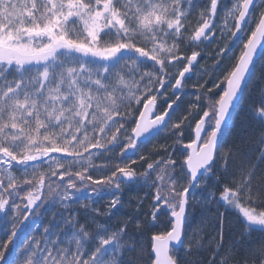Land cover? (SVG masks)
Here are the masks:
<instances>
[{
	"label": "snow or ice",
	"instance_id": "obj_1",
	"mask_svg": "<svg viewBox=\"0 0 264 264\" xmlns=\"http://www.w3.org/2000/svg\"><path fill=\"white\" fill-rule=\"evenodd\" d=\"M220 41L193 87L204 89L199 76L239 48L227 88L218 99L212 87L195 92L174 121L182 80ZM257 70L264 77V0H0V261L20 227L52 205L61 210L25 240L18 264H264V85L228 140ZM168 90L175 98L157 110ZM162 131L174 146L145 154ZM111 153L121 158L109 156L112 167L93 163ZM137 160L143 171L130 167ZM88 182L98 187L81 212L73 204ZM125 184L148 190L149 211L141 201L113 224L130 204L119 195ZM105 189H114L107 211L93 207ZM196 204L207 215L194 236L185 226Z\"/></svg>",
	"mask_w": 264,
	"mask_h": 264
},
{
	"label": "rangeland",
	"instance_id": "obj_2",
	"mask_svg": "<svg viewBox=\"0 0 264 264\" xmlns=\"http://www.w3.org/2000/svg\"><path fill=\"white\" fill-rule=\"evenodd\" d=\"M220 19H221L220 17H217L218 21ZM223 43H224L223 41H220L219 43L209 44L207 46L208 47V54L207 55H205L203 52H201V56L198 57V63L194 66L192 78L188 79L186 81L184 80V83H183V87L181 90V92L183 91V93L181 94V98H180V103L182 104L183 107L187 108L189 106L190 102H193L195 99V96H193V93L191 92L193 89H197L196 87H193V85L197 81V74H196L195 68H198L201 73L203 72L204 69L209 68L213 63V59H214L213 53L215 51H218V49L223 46ZM202 47H204V45L200 46V48H202ZM228 47L232 48L233 47L232 43L229 42ZM200 48H198L199 51H200ZM183 49H184V46H183ZM237 50H238V48L236 49L234 54L233 53L226 54L229 58L224 59L222 64L217 65V68L219 69V71H216L211 77L204 76V75L199 76V79L201 81L207 80V83L204 85V89H205V87L212 86L213 89L216 91V89L218 87H216L215 85H221L222 80H223V78L227 72V64L233 58V56H235ZM186 51L189 55H191V52H188V50H186ZM174 63H176V62H174ZM179 70H180L179 68L172 69V73L170 74L173 77L172 83H174V78L178 76ZM165 88H167V84L165 85ZM197 91H198V89H197ZM164 98L168 99L167 95H165ZM195 111H200V109H196ZM189 119L192 120L193 117H189ZM193 126H194V124H193ZM170 136L171 135L169 134V131L165 132L163 135L158 136L156 139H154V141L152 143L144 146L142 151L145 154L151 153L152 157L159 158L160 154L163 152V149H161L159 147L160 145L168 144L169 146H174L173 145V139ZM184 142L185 143L189 142L187 137L184 138ZM153 145H155L156 147H153ZM180 148L182 149V146H180ZM169 150H171V147ZM174 155H175V153H174ZM109 156L111 157L112 161L117 162L118 153H111L105 157H93V163L95 165H97L98 167H102V168L105 166L112 167V164L108 159ZM105 162L108 164H104ZM141 165H143V167H141ZM130 167L137 169L138 171H143L144 168H146V164L144 163V161L137 160V163L136 164H130ZM90 170H93V169H90ZM147 191L148 190L146 188H144L143 185H141V184H125V185H123L122 191H120V193H119L120 198L122 201H126V202L130 201V204L125 203L124 207L120 209L121 215L118 216L115 220H113L112 223L115 224L123 216H126L130 212L136 211V205L138 203H140L141 201H143V206H142L141 211H143V212L149 211V204L151 202V197L145 195V193ZM87 194L88 193H78L77 195L80 197V203H74L73 207L79 209L81 212L84 211V209L80 207V204L81 203H83V204L89 203L88 199L86 198ZM112 195L113 194H106V195L103 194V198H96V202L93 204V207L107 211V206L110 203ZM57 207H59V206H57ZM101 219H104V217H101ZM29 225L31 227L34 225V219L32 217H31V220H30L28 226ZM28 238H29V235L27 232L25 234V236L23 237V239L26 240Z\"/></svg>",
	"mask_w": 264,
	"mask_h": 264
},
{
	"label": "trees",
	"instance_id": "obj_3",
	"mask_svg": "<svg viewBox=\"0 0 264 264\" xmlns=\"http://www.w3.org/2000/svg\"><path fill=\"white\" fill-rule=\"evenodd\" d=\"M195 24H196V16H193V18L189 22V27L190 28L194 27ZM254 27H255V25H250L249 28H250V30H254ZM249 35H250V31H249ZM240 47L242 48V45H240ZM181 48L183 50V45L181 46ZM187 50H188V52L192 51V49H187ZM195 50L199 51L198 48H196ZM239 54H240V51L238 48L235 56H233V58L228 62L227 70L231 67L232 64H235L237 62L235 57H238ZM187 55H189V54L187 53ZM257 62H259V59L257 60ZM226 75H227V72H226L225 76ZM225 81L226 80L223 78L221 85L218 86L216 91L213 89V91L210 92L209 95L214 96L215 98L218 99L219 95H222V93H223ZM262 85H264V77L260 76L258 70L256 72H254L253 74L249 75L247 82L244 86V89L242 91L241 99L237 102V107L232 112V116L235 118V121L232 124L233 131L228 135L229 141L234 140L240 134V127H239L238 121L243 119V116L248 111L249 105H252L254 103H258L260 89H261ZM209 87H212V86H209ZM209 87H205V89H207ZM203 90L204 89H198V91H203ZM161 91H164V90L162 89ZM191 92L194 94L195 92H197V89H193ZM182 93H183V91L181 92V94ZM166 95H167L168 99H165L164 96H158L157 97V100H156L157 110L162 111L164 108H166V101H171L172 99L175 98L173 96V94L171 93V90H168L166 92ZM194 101H195V99H194ZM177 104L179 105V108H177L175 113L173 114L172 119L174 121H176L182 115H187L188 110H189V106H190V104H189V106L187 108L183 107L182 104L180 103V100L177 101ZM174 107H176V106L174 105ZM165 132H167V131H162L158 136L163 135ZM169 134H170V132H169ZM158 136L154 137L152 142ZM170 137L172 138V136H170ZM181 151L186 152L188 150L182 148ZM120 159L121 158L119 157V153H118L117 162H119ZM104 164H108V163L105 162ZM105 167H107V166H105ZM90 172H93L94 178H99V176L101 175L99 173H95L94 170H90ZM108 174L110 175V172ZM209 180L211 182L214 180V178L210 177ZM88 184H89V187L82 189L80 193H88L91 188L98 187L96 185H92L91 182H88ZM113 191H114V189H105L103 194L104 195L113 194ZM60 210L61 209L57 206L46 205L45 208L42 210L44 212L43 216H40V215L32 216V218L34 219V225L32 227L29 225L26 228V230L18 236L15 246H13V244L10 245V251H8L6 253L5 259L3 261H0V264H18L17 252L24 245L25 240L23 239V237L25 236V234L28 232L29 237H31L34 234L41 232L42 231L41 226L45 223L46 219L50 217L51 212L60 211ZM213 210H215L214 206H213ZM220 210L223 211V208H221ZM206 215H207L206 209L199 204H196L195 206L188 208L187 223H186L185 227H186V230L188 231L189 234H192L194 236L199 234V227H200V225H201V223H202V221ZM234 217H235V213H233V218ZM2 236H3V226L0 225V237H2ZM148 239H150V237L147 239L145 238V243L147 242ZM175 251H176V254L178 256H183L185 249H184V247L180 246L179 248L175 249Z\"/></svg>",
	"mask_w": 264,
	"mask_h": 264
},
{
	"label": "water",
	"instance_id": "obj_4",
	"mask_svg": "<svg viewBox=\"0 0 264 264\" xmlns=\"http://www.w3.org/2000/svg\"><path fill=\"white\" fill-rule=\"evenodd\" d=\"M239 35V34H238ZM259 59V57H257V60ZM248 79V78H247ZM183 81L184 80H182V86H183ZM247 82V81H246ZM246 84V83H245ZM245 86V85H244ZM227 88V81H225V84H224V90ZM244 89V88H243ZM223 90V91H224ZM242 94V93H241ZM241 94H240V96H241ZM155 111V110H154ZM139 143V142H138ZM129 151H132V150H129ZM31 218V217H30ZM30 218L28 219V221H26L24 224H23V226L22 227H20V230H19V232H18V235H17V237L25 230V228H26V226H27V224H28V222H29V220H30ZM17 237L15 238V240H14V242H13V246L15 245V242H16V239H17ZM180 246H175V249H177V248H179Z\"/></svg>",
	"mask_w": 264,
	"mask_h": 264
}]
</instances>
